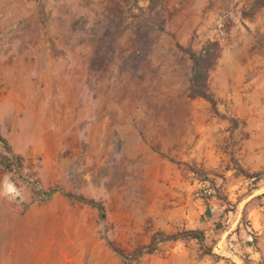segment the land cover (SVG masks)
I'll list each match as a JSON object with an SVG mask.
<instances>
[{
	"label": "rangeland",
	"instance_id": "rangeland-1",
	"mask_svg": "<svg viewBox=\"0 0 264 264\" xmlns=\"http://www.w3.org/2000/svg\"><path fill=\"white\" fill-rule=\"evenodd\" d=\"M0 134V264H264V0H0Z\"/></svg>",
	"mask_w": 264,
	"mask_h": 264
},
{
	"label": "trees",
	"instance_id": "trees-1",
	"mask_svg": "<svg viewBox=\"0 0 264 264\" xmlns=\"http://www.w3.org/2000/svg\"><path fill=\"white\" fill-rule=\"evenodd\" d=\"M191 58L193 60V74L191 77V93L193 96H202L204 98H207L211 100L214 103V99L209 95L207 91V80H208V71L209 67L207 65V60L210 58V54H203V53H196L191 51ZM0 141L4 143V146L6 149H10L8 142L6 139L0 134ZM15 161L9 160V159H3V164L5 167L11 171H15L16 169L14 168V165L20 163V157L15 156L14 157ZM38 193H41L42 190L37 187L36 188ZM53 191H50L48 194L50 195ZM77 200L82 201L86 204H90L93 207H96L100 210L102 216L105 214V207L104 205L95 199H89L85 198L82 196L75 197ZM183 237H194L197 238L198 240L202 241L204 236L203 233L199 230H187L182 233L174 234L168 238L170 239H178V238H183ZM112 246V244H111ZM115 250V247H113Z\"/></svg>",
	"mask_w": 264,
	"mask_h": 264
},
{
	"label": "clouds",
	"instance_id": "clouds-1",
	"mask_svg": "<svg viewBox=\"0 0 264 264\" xmlns=\"http://www.w3.org/2000/svg\"><path fill=\"white\" fill-rule=\"evenodd\" d=\"M0 197L11 199L23 198L21 190L7 177L2 184H0Z\"/></svg>",
	"mask_w": 264,
	"mask_h": 264
},
{
	"label": "crops",
	"instance_id": "crops-1",
	"mask_svg": "<svg viewBox=\"0 0 264 264\" xmlns=\"http://www.w3.org/2000/svg\"><path fill=\"white\" fill-rule=\"evenodd\" d=\"M234 249H233V252L236 251V253H238V255H241L243 252L245 253H250L251 256H253L252 253L253 252V245L251 243H245L244 241L241 243V242H234Z\"/></svg>",
	"mask_w": 264,
	"mask_h": 264
}]
</instances>
